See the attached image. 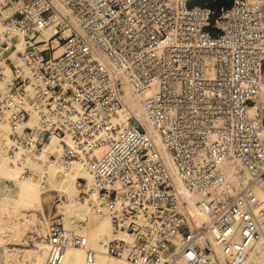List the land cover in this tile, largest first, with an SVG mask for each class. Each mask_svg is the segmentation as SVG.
<instances>
[{
  "label": "built area",
  "instance_id": "2783aa9c",
  "mask_svg": "<svg viewBox=\"0 0 264 264\" xmlns=\"http://www.w3.org/2000/svg\"><path fill=\"white\" fill-rule=\"evenodd\" d=\"M217 1L0 0V121L24 149L56 138L64 166L87 162L94 181L77 178V199L109 219L102 247L112 258L248 264L258 245L264 253V114H251L264 77V0H232L215 16ZM173 177L200 196V226ZM82 224L44 218V264H62L69 247L94 262Z\"/></svg>",
  "mask_w": 264,
  "mask_h": 264
},
{
  "label": "bare ground",
  "instance_id": "6f19581e",
  "mask_svg": "<svg viewBox=\"0 0 264 264\" xmlns=\"http://www.w3.org/2000/svg\"><path fill=\"white\" fill-rule=\"evenodd\" d=\"M14 48L21 49L22 41L15 40ZM126 104L131 113L141 120L139 100L132 95L130 88L127 89ZM25 106L31 114L28 124L32 125L36 121V108L29 100L25 101ZM251 114L256 119H260L264 114V77L261 78V92L251 107ZM9 135V126L0 122V216L23 211L28 214L29 220L33 221L34 225L28 240L34 253L26 264H44L47 257V243L42 227L44 225L42 199L45 198L43 195L49 194V192L53 194L50 193L48 196H63L65 198L58 213L65 217L66 228L74 230L77 221L85 222V226L81 225L78 233L86 238L87 248L96 252L94 262L88 263L84 248L69 247L63 253L62 264H130L121 259H110L112 257L105 254L102 242L112 236L109 219L105 215H95L91 212L87 202L77 199L79 191L77 178L84 179L88 185L94 181V174L87 162L79 159L67 167L64 166L61 162L65 146L62 140L52 138L41 148L24 149L14 143ZM156 143L161 157L173 175L168 153L164 151L158 141ZM103 151L101 148L97 153L100 154ZM227 178L232 185L235 184L236 177L233 170H228ZM173 180L180 201L185 203V212L190 225L192 227L200 226L204 222V217L196 204L200 196L187 191L176 177H173ZM10 182H13L14 187L9 186ZM254 192L262 198V190L255 189ZM259 246L249 256L248 264H264V253ZM16 253L15 251L13 255ZM8 256L7 253L6 264H12Z\"/></svg>",
  "mask_w": 264,
  "mask_h": 264
},
{
  "label": "rangeland",
  "instance_id": "374dc122",
  "mask_svg": "<svg viewBox=\"0 0 264 264\" xmlns=\"http://www.w3.org/2000/svg\"><path fill=\"white\" fill-rule=\"evenodd\" d=\"M8 184L10 187L13 186V182H10ZM50 193L53 194L52 192H49V194ZM49 194L43 195V198L44 197L45 198L42 199L43 208H44L42 213L43 224H44V218L48 214H53L58 212V210L62 206L61 205L62 201H65V198L63 196L62 197L48 196ZM15 214L17 217L14 216ZM64 218L65 217L63 216V219ZM33 225H34L33 221L29 220L28 214H25V212L23 211H19L17 213L9 214V215L4 214L3 216L2 215L0 216V264H6L7 253L9 254L8 259L9 261L12 262V264L28 263V260L31 258L32 253H34V249L31 247L28 240L29 238L28 236H30ZM64 225H65V221H64ZM82 226H85V222L84 224H82ZM42 227L44 229V225ZM15 251L17 253L13 255ZM9 257L10 258L12 257L11 258L12 260Z\"/></svg>",
  "mask_w": 264,
  "mask_h": 264
},
{
  "label": "water",
  "instance_id": "95a60500",
  "mask_svg": "<svg viewBox=\"0 0 264 264\" xmlns=\"http://www.w3.org/2000/svg\"><path fill=\"white\" fill-rule=\"evenodd\" d=\"M232 4V0H218L214 5L210 6L211 9L215 10V16L220 13V9L230 8Z\"/></svg>",
  "mask_w": 264,
  "mask_h": 264
}]
</instances>
